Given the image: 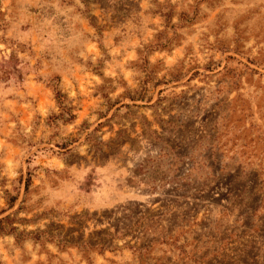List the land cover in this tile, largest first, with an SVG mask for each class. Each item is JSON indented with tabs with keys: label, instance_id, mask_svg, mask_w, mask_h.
Returning <instances> with one entry per match:
<instances>
[{
	"label": "rangeland",
	"instance_id": "374dc122",
	"mask_svg": "<svg viewBox=\"0 0 264 264\" xmlns=\"http://www.w3.org/2000/svg\"><path fill=\"white\" fill-rule=\"evenodd\" d=\"M0 264H264V0H0Z\"/></svg>",
	"mask_w": 264,
	"mask_h": 264
},
{
	"label": "trees",
	"instance_id": "16d2710c",
	"mask_svg": "<svg viewBox=\"0 0 264 264\" xmlns=\"http://www.w3.org/2000/svg\"><path fill=\"white\" fill-rule=\"evenodd\" d=\"M58 97H60V95L56 94V98H57V100H58Z\"/></svg>",
	"mask_w": 264,
	"mask_h": 264
}]
</instances>
